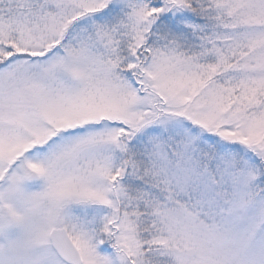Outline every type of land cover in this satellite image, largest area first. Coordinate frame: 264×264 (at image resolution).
I'll return each mask as SVG.
<instances>
[{"label":"snow or ice","instance_id":"obj_1","mask_svg":"<svg viewBox=\"0 0 264 264\" xmlns=\"http://www.w3.org/2000/svg\"><path fill=\"white\" fill-rule=\"evenodd\" d=\"M0 264H264V0H0Z\"/></svg>","mask_w":264,"mask_h":264}]
</instances>
